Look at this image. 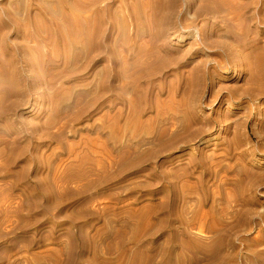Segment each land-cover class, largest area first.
I'll list each match as a JSON object with an SVG mask.
<instances>
[{"label": "rangeland", "instance_id": "obj_1", "mask_svg": "<svg viewBox=\"0 0 264 264\" xmlns=\"http://www.w3.org/2000/svg\"><path fill=\"white\" fill-rule=\"evenodd\" d=\"M182 262L264 264V0H0V264Z\"/></svg>", "mask_w": 264, "mask_h": 264}, {"label": "bare ground", "instance_id": "obj_2", "mask_svg": "<svg viewBox=\"0 0 264 264\" xmlns=\"http://www.w3.org/2000/svg\"><path fill=\"white\" fill-rule=\"evenodd\" d=\"M67 237L69 238V240H71V242L76 243V244H78L80 246H83V242H81V241H83L82 234H80V233H70V234H68ZM182 264H184V262H182Z\"/></svg>", "mask_w": 264, "mask_h": 264}]
</instances>
